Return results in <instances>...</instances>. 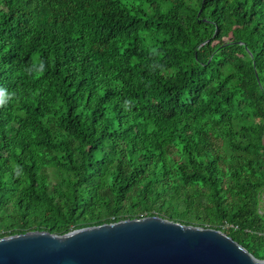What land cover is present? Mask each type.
I'll return each mask as SVG.
<instances>
[{
  "label": "trees",
  "instance_id": "trees-1",
  "mask_svg": "<svg viewBox=\"0 0 264 264\" xmlns=\"http://www.w3.org/2000/svg\"><path fill=\"white\" fill-rule=\"evenodd\" d=\"M149 216L264 260V0H0V238Z\"/></svg>",
  "mask_w": 264,
  "mask_h": 264
},
{
  "label": "water",
  "instance_id": "water-1",
  "mask_svg": "<svg viewBox=\"0 0 264 264\" xmlns=\"http://www.w3.org/2000/svg\"><path fill=\"white\" fill-rule=\"evenodd\" d=\"M0 264H264L221 230L149 216L0 238Z\"/></svg>",
  "mask_w": 264,
  "mask_h": 264
},
{
  "label": "built area",
  "instance_id": "built-area-1",
  "mask_svg": "<svg viewBox=\"0 0 264 264\" xmlns=\"http://www.w3.org/2000/svg\"><path fill=\"white\" fill-rule=\"evenodd\" d=\"M224 228H226V229H228V228H235V226L226 223V224L224 225Z\"/></svg>",
  "mask_w": 264,
  "mask_h": 264
}]
</instances>
